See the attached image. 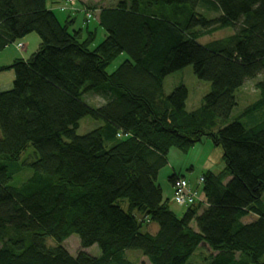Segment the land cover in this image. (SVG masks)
Listing matches in <instances>:
<instances>
[{
    "label": "trees",
    "instance_id": "1",
    "mask_svg": "<svg viewBox=\"0 0 264 264\" xmlns=\"http://www.w3.org/2000/svg\"><path fill=\"white\" fill-rule=\"evenodd\" d=\"M54 1L0 0V50L30 32L40 38L27 59L1 68L14 79L0 89V264H144L127 249L149 264H264V76L254 83L259 98L228 121L235 91L264 74V0L84 4L104 29L92 48L95 31L70 30L74 14L60 22ZM224 27L233 33L198 41ZM187 65L210 84L191 111L184 85L163 93L164 77ZM89 92L101 105L83 100ZM85 116L103 123L78 135ZM205 135L224 167L202 174V196L178 217L157 173L171 147L186 151ZM28 145L33 153L21 159ZM25 168L31 175L14 185ZM177 177L185 178H167L172 193ZM72 233L74 255L61 245ZM92 244L98 256L82 250ZM203 244L202 262L190 261Z\"/></svg>",
    "mask_w": 264,
    "mask_h": 264
},
{
    "label": "rangeland",
    "instance_id": "2",
    "mask_svg": "<svg viewBox=\"0 0 264 264\" xmlns=\"http://www.w3.org/2000/svg\"><path fill=\"white\" fill-rule=\"evenodd\" d=\"M78 0L72 3L66 4L64 0H55L53 3H49L48 6L53 9L55 15L60 22H64L67 14H74L75 20L71 25L70 30H80L83 37L86 35V30L95 31V39L90 47H94L98 44L104 37V29L100 27L97 23V17H94V11L86 9L84 4L96 5L97 7H106L114 5L117 0ZM66 6L63 10H60V6ZM201 10V9H200ZM91 13L90 16L88 14ZM208 16L215 15L214 12L206 13ZM87 21H85V17ZM233 33L231 27H224L210 32L198 39L200 43H206L214 39L223 38L227 35ZM20 42L23 44L22 48L16 46V43ZM40 43V38L37 33L30 32L25 37L20 38L6 47L0 50V68L2 65H9L15 59H27L36 49ZM124 58V54H119L107 67V71H112ZM9 63V64H7ZM264 76L263 73H259L253 78H247L244 83L235 91L236 105L232 109L228 121L236 118L242 110L255 100L259 98V91L254 87V83ZM14 79V70L11 68L0 70V82H9L12 84ZM184 85L187 89V98L185 101V109L191 111L199 107L202 103L203 96L209 91L210 84L208 81L199 79L193 73L191 65H187L179 70H176L163 79V93L169 94L176 86ZM83 100L90 106L95 107L101 105L102 98L92 92L85 93L83 95ZM103 122L101 120H94L88 116L81 118L78 122V126L75 130L76 134H85L98 126ZM33 147L28 145L26 149L21 154V159L32 155ZM167 163L161 167L157 173L156 181L161 187L163 199H168L169 208L180 217L184 212L186 206L175 203L172 200L171 185L168 181V175L171 173H178L183 175L197 190V195L202 196L201 193V183L199 178L206 171L218 172L224 167V162L222 161V149L220 146L214 145L210 137L205 135L202 136L201 140L195 143L186 151H182L178 148L171 147L167 153ZM32 171L29 168H25L20 172L14 174L12 178V183L14 185L21 184L26 178L31 175ZM198 198V197H197ZM126 206V201L123 200V207ZM139 217V214H136ZM253 215H247L242 218L244 222L252 220ZM194 227V223H191ZM152 226L154 224L151 223ZM142 230L148 229V224L143 222ZM46 244L53 246L55 242L51 238L46 239ZM61 245L72 255H74L80 247L78 235L75 233L70 234L66 239L61 242ZM88 254L92 256H98L100 254V249L96 244H92L89 247L82 248ZM209 252L206 245H201L200 249H196L194 253L190 256L189 260L194 262H202V255ZM127 258L131 259L137 263L149 264L145 256H143L139 250L127 249L125 251ZM200 255V256H199Z\"/></svg>",
    "mask_w": 264,
    "mask_h": 264
},
{
    "label": "built area",
    "instance_id": "3",
    "mask_svg": "<svg viewBox=\"0 0 264 264\" xmlns=\"http://www.w3.org/2000/svg\"><path fill=\"white\" fill-rule=\"evenodd\" d=\"M75 0H64V3L69 4ZM63 6V5H62ZM66 6L61 7L60 10H63ZM91 13L88 14L90 16ZM16 46L19 48L23 47V44L20 42L16 43ZM202 179H200L201 181ZM197 190L189 185L187 180L182 177H177L174 181L172 200L180 205H188L193 203L197 199Z\"/></svg>",
    "mask_w": 264,
    "mask_h": 264
},
{
    "label": "crops",
    "instance_id": "4",
    "mask_svg": "<svg viewBox=\"0 0 264 264\" xmlns=\"http://www.w3.org/2000/svg\"><path fill=\"white\" fill-rule=\"evenodd\" d=\"M78 2H80L81 4L83 3L82 1H80V0H78ZM94 17L96 18L97 17V10H95L94 11ZM20 58H22V57H20ZM13 62V61H12ZM7 64H9V63H7ZM11 64V63H10ZM9 64V65H10ZM6 66H8V65H2L1 66V68H3V67H6ZM0 68V70H3V69H1ZM10 86H11V83H9V82H5V83H1L0 82V89H2V90H6V89H8V88H10ZM183 176V175H182ZM151 231H154L155 229H156V226H150V228H149Z\"/></svg>",
    "mask_w": 264,
    "mask_h": 264
}]
</instances>
